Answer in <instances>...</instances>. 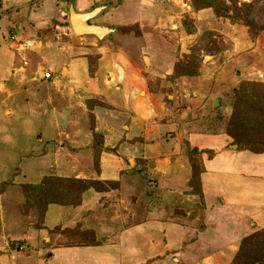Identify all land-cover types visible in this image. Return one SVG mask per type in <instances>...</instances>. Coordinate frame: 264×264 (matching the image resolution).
<instances>
[{"label": "rangeland", "instance_id": "374dc122", "mask_svg": "<svg viewBox=\"0 0 264 264\" xmlns=\"http://www.w3.org/2000/svg\"><path fill=\"white\" fill-rule=\"evenodd\" d=\"M109 2L91 22L121 30L99 41L0 0V121L34 142L0 178V264H264V153L239 148L264 149V0L88 8ZM111 155L134 181L104 179Z\"/></svg>", "mask_w": 264, "mask_h": 264}, {"label": "crops", "instance_id": "0c3cea01", "mask_svg": "<svg viewBox=\"0 0 264 264\" xmlns=\"http://www.w3.org/2000/svg\"><path fill=\"white\" fill-rule=\"evenodd\" d=\"M94 2H95V0H69V1L68 0H50L49 2H48V0H45V3H44L42 8H45V9L47 8L48 11L43 12L41 9H38V13H35V14L47 15V16L53 15L54 13L57 12L58 8H60L62 10L61 14H63V11H66V10H68V13H69L70 3H73L75 8L78 11L85 12V11L91 10L88 7H90L92 5V3L94 4ZM67 3H68V6H67ZM65 6H66V8H65ZM87 9H89V10H87ZM69 22H70V19H69ZM17 23H20V22L18 21ZM23 24L21 22V27L18 28L19 29L18 33H17V31L11 29L10 34H9V39H11L10 35L13 33H17L19 35V37L23 38V31H24L23 26H25ZM70 25H71V23H70ZM93 37H95L97 40H99L96 36H93ZM9 53L14 54L11 50H8L6 52V55L8 57H9ZM12 56H13L12 57L13 58L12 63L6 69L8 72H10L15 66H17V68H18V65H20V63H16L14 61V55H12ZM27 64H28V62H27ZM21 66H22V63H21ZM23 68H25V67H23ZM42 69H45V68L44 67L42 68L41 66L36 67L35 77L38 79L48 80V79H45L44 77L40 76V72ZM7 103H9V102H7ZM2 104L4 105V103L3 102L0 103V109L2 108ZM14 116L15 115H13V117ZM4 120L5 121H0V138H2V139H0V178L7 176V175H9V177H10L11 175L14 174L13 171L18 166L20 158L21 159L23 158L24 153H28V151L30 152V150H28V147L31 146L30 144L34 143V142L31 143L32 139L30 138L31 134H30V128H29L28 124H27V127L25 129V127H23V125H22V121H20L19 124L18 123L14 124L12 117L6 118ZM33 120L36 122V119H33ZM224 139H225V137H224ZM207 140H209V139H207ZM196 141H199V140H196ZM196 145H198V143ZM229 148L233 149V150L235 149L233 147V145H229ZM244 153H245V155L250 156V158H251V155L260 154V153H253V152H250L247 150H244ZM224 155H225V151H224ZM106 157H107L106 161H108L107 163L109 164V166H107V169L104 171L103 176H104L105 180L115 179L117 181L129 182L128 179L131 178V180L134 181L135 175L134 174L132 175L131 171H129L127 169V167H126L127 164L124 162V160L120 156L111 155L110 157H108V156H106ZM226 159H227V157H226ZM223 161H221V162L217 161V162H218V164H221V166H222ZM228 161H230V160H228ZM231 166H233V165L231 164ZM231 172L235 173V168H232L229 173H231ZM222 174H226V173L223 171ZM127 186L124 187L126 190V195L133 191L132 189L131 190L127 189ZM221 199L224 201L225 197L222 196ZM47 209H48L47 218H46L47 225H50L49 224L50 221H52L54 223H55V221H58V224L65 222L66 207H64L63 205H60V204L50 203L47 206ZM55 216L58 217V219H55L56 218Z\"/></svg>", "mask_w": 264, "mask_h": 264}, {"label": "water", "instance_id": "95a60500", "mask_svg": "<svg viewBox=\"0 0 264 264\" xmlns=\"http://www.w3.org/2000/svg\"><path fill=\"white\" fill-rule=\"evenodd\" d=\"M112 2L103 3L95 6L89 11L80 12L78 11L73 3H70L69 7V19L72 26V29L77 35H93L96 36L99 41H104L107 38L117 35L121 27L117 25H109L105 23H92L91 21L94 18H97L104 9L108 8ZM115 35V36H116ZM189 51L187 48V42L182 41L181 52ZM207 60L208 57H205ZM40 76H44L43 70L40 72ZM234 148H237V145H233Z\"/></svg>", "mask_w": 264, "mask_h": 264}, {"label": "built area", "instance_id": "2783aa9c", "mask_svg": "<svg viewBox=\"0 0 264 264\" xmlns=\"http://www.w3.org/2000/svg\"><path fill=\"white\" fill-rule=\"evenodd\" d=\"M63 15L64 16H66L67 15V13H66V11H63ZM10 38H11V40H16V41H19V43H21V46H23V48H26V47H29L30 45H31V43L28 41V42H26V44H24L23 43V40L22 39H20V37H19V35L17 34V33H13V34H11L10 35ZM22 48V49H23ZM25 64H27V62H25ZM43 70V72H44V78L45 79H49L51 76H52V72L51 71H49V70H46V69H42Z\"/></svg>", "mask_w": 264, "mask_h": 264}, {"label": "trees", "instance_id": "16d2710c", "mask_svg": "<svg viewBox=\"0 0 264 264\" xmlns=\"http://www.w3.org/2000/svg\"><path fill=\"white\" fill-rule=\"evenodd\" d=\"M239 145L241 146V147H239L240 148V150H247V151H250V152H253V153H264V149H255L254 147H246V148H243V147H245L244 146V143L243 144H241V141H239ZM261 145H263V144H261Z\"/></svg>", "mask_w": 264, "mask_h": 264}, {"label": "bare ground", "instance_id": "6f19581e", "mask_svg": "<svg viewBox=\"0 0 264 264\" xmlns=\"http://www.w3.org/2000/svg\"><path fill=\"white\" fill-rule=\"evenodd\" d=\"M148 59V58H147Z\"/></svg>", "mask_w": 264, "mask_h": 264}]
</instances>
